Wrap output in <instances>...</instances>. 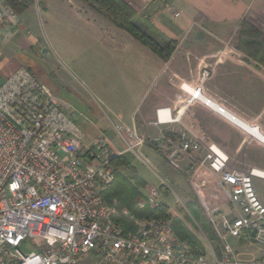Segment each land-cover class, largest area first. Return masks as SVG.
Returning <instances> with one entry per match:
<instances>
[{
	"label": "built area",
	"instance_id": "built-area-1",
	"mask_svg": "<svg viewBox=\"0 0 264 264\" xmlns=\"http://www.w3.org/2000/svg\"><path fill=\"white\" fill-rule=\"evenodd\" d=\"M0 11L5 24L17 23L3 0ZM209 75L204 71L201 82ZM176 124V138L164 136L157 150L189 176L207 217L210 233L186 210L197 243L180 239L169 219L133 212H154L171 189L168 182L147 188L133 210L106 199L116 179L114 158L138 155L145 144L135 129L115 126L124 151L117 152L103 133L85 142L77 113L28 69L3 79L0 264H264V203L253 186L254 180L264 181V170L235 168L203 129L184 126L171 108L157 109L151 125ZM201 171L215 178L217 195L197 178ZM24 246L32 251L24 253Z\"/></svg>",
	"mask_w": 264,
	"mask_h": 264
},
{
	"label": "rangeland",
	"instance_id": "rangeland-1",
	"mask_svg": "<svg viewBox=\"0 0 264 264\" xmlns=\"http://www.w3.org/2000/svg\"><path fill=\"white\" fill-rule=\"evenodd\" d=\"M58 2L51 3L52 6L47 11L45 3L37 2L40 7L37 11L32 9L21 15L24 23L14 31L18 30V37L22 36V42L28 44L25 51L15 48L24 61L22 68L28 69L47 86L56 99L66 103L77 113L85 142L103 133L117 152L124 151L126 145L114 127L127 126L135 129L132 119L154 99L162 81L163 70L158 63L148 61V56L157 58L148 48L80 0ZM34 4L36 0H33ZM201 34L197 31L192 33L183 44L184 47H222L219 42L208 38V34ZM130 49H134L136 55L128 53ZM184 54L181 57L190 56ZM164 85L163 92L170 96L169 88H174L172 83L166 82ZM183 85L179 88L181 96L185 98L188 94ZM201 87L202 83L198 88ZM205 87L206 92L208 87L213 89L212 84ZM248 89H256V97L262 94L260 88ZM176 93L180 94L178 91ZM235 100L240 110L251 118L242 116L264 133V115L253 118L259 112L257 102L250 103V98L246 99L249 100L247 103ZM198 108L199 113L194 112L196 121L203 126L213 142L225 149L235 168L249 170L255 167L264 170V145L209 109ZM229 110L241 115L239 109ZM179 128L176 124L145 127L140 128V131L135 129L138 137L145 140V144L137 150L138 155L132 152L122 155L125 161L123 164H126L119 169V175L116 173L110 190L120 184L121 178L145 194L147 188L159 187L162 181L168 182L171 189L161 195L159 202L167 206L189 231L193 220L186 210L210 233L207 217L189 176L173 169L162 154L154 149L162 143L164 136L175 139ZM140 179L146 183L143 189L137 186ZM253 186L264 203V181L254 180ZM124 194L128 195L126 192ZM21 250L24 253L32 251L29 246H24Z\"/></svg>",
	"mask_w": 264,
	"mask_h": 264
},
{
	"label": "crops",
	"instance_id": "crops-1",
	"mask_svg": "<svg viewBox=\"0 0 264 264\" xmlns=\"http://www.w3.org/2000/svg\"><path fill=\"white\" fill-rule=\"evenodd\" d=\"M40 1L46 4L45 11H47L52 6L51 3L61 0H36V4L27 11L32 9L37 11L40 8L37 2ZM124 1L131 5L139 15L149 19L156 29L178 43L177 50L168 62L162 61L156 55L157 58L148 56V61L152 60L159 64L163 70V76L158 92H156L154 99H151L149 106L141 111L135 119H132L135 129L140 131V128L151 127L155 121L156 110L165 107L171 108L174 113L180 112L181 123L184 126L194 124L203 129L207 135L203 126L196 121L195 113H199L200 109L198 107H205L215 114H217L216 108H224L226 110L225 116L217 114L221 119L226 120L244 134L264 145L262 139L240 125V123L244 124L264 138V133L243 117L251 118L249 114L240 110V107L236 105L238 102L235 100L239 99L241 102L247 103L249 100L246 99L250 98V103L257 102L259 110L253 118L256 119L264 115V54L262 56L258 47H254L255 49L252 51H246L243 47L246 39L242 37V32L248 28L256 29L258 34L264 37V0ZM176 13H179L178 17H175ZM17 17L18 21L15 25H7L4 23V19L2 21L0 11V82L24 67V61L15 48L19 51H25L28 44L22 42V36V38L18 37V30L14 31L23 22L21 15H17ZM195 31L200 34L203 32L208 34L210 36L208 38L222 44V49L218 46H211L207 49L184 47L183 44L186 39ZM15 39H17L16 43L14 42ZM12 43H15L14 46ZM128 53L136 55L134 49H130ZM184 53L190 56L181 57V55H185ZM203 69L209 71L210 75L202 83L200 72ZM166 82H171L174 87L169 88L170 96H166L163 92ZM200 83H202L200 91L193 90L198 88ZM182 84L186 85L188 90L185 91L188 94L185 98L180 93L181 88L179 87ZM211 84L213 89L208 87L206 92L205 86ZM248 88H260L262 94L260 93L256 97V89ZM176 91L180 94H177ZM181 92L183 93L182 90ZM196 92H199L203 99L191 100V94L193 96ZM145 96L144 94L143 97ZM228 108L231 110L239 109L241 115H236L233 111L234 114ZM227 115H230L231 118ZM209 141L213 142L210 138ZM142 196H145V193L142 192ZM113 200L118 201L117 199L111 201Z\"/></svg>",
	"mask_w": 264,
	"mask_h": 264
},
{
	"label": "trees",
	"instance_id": "trees-1",
	"mask_svg": "<svg viewBox=\"0 0 264 264\" xmlns=\"http://www.w3.org/2000/svg\"><path fill=\"white\" fill-rule=\"evenodd\" d=\"M80 1L95 12L106 17L115 27L127 32L162 61L168 62L175 53L178 43L174 40L169 39L166 35L156 29L149 19L139 15L131 7V5L126 3L124 0ZM3 2L5 5L10 7L18 16L25 13L33 5V0H3ZM242 37L246 39L243 46L246 51H252L253 49H255L254 47H258L263 56L264 37L260 36L256 29L248 28L244 30L242 32ZM154 149L157 150V148ZM123 161L124 156L116 157L113 160V163L117 169V175H119L120 173L119 169L123 168V165L126 164H123ZM197 178L207 181L210 188L213 189V193L215 195L218 194V191L216 192L217 189L215 178H213L211 174H209L207 171H201ZM137 186L143 189L146 187V183L140 179ZM110 189L105 194L106 199L108 201L117 199L121 208H127L130 210L134 209L136 203L135 200L138 199L142 193L137 187L128 184L127 180L124 178L120 179V184H118L116 188H113L112 190ZM124 192H126L128 195H125ZM215 202H220L219 197L215 198ZM133 212L138 217L151 216L157 219H169L173 223L174 229L180 239L188 240L192 243H197V238L194 235H191L192 233L186 228L185 224L181 220L176 218L175 214L163 204L160 205L154 212Z\"/></svg>",
	"mask_w": 264,
	"mask_h": 264
},
{
	"label": "bare ground",
	"instance_id": "bare-ground-1",
	"mask_svg": "<svg viewBox=\"0 0 264 264\" xmlns=\"http://www.w3.org/2000/svg\"><path fill=\"white\" fill-rule=\"evenodd\" d=\"M193 97H196V99H203V97L201 96V94L199 92H196ZM214 108H216V106H214ZM216 112L218 115L220 116H225L226 115V110L224 108H216ZM229 118H231L230 115H227ZM236 121V120H235ZM237 122V121H236ZM241 126H243L246 130H248L249 132H251L252 134L256 135L257 137H259L260 139H262L264 141V138L262 136H259L257 133H255L253 130H251L250 128H248L247 126H245L244 124H241Z\"/></svg>",
	"mask_w": 264,
	"mask_h": 264
}]
</instances>
